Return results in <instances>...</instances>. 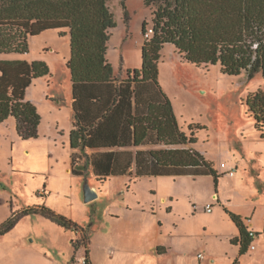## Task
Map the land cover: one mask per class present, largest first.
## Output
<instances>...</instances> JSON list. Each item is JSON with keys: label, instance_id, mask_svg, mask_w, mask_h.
<instances>
[{"label": "trees", "instance_id": "16d2710c", "mask_svg": "<svg viewBox=\"0 0 264 264\" xmlns=\"http://www.w3.org/2000/svg\"><path fill=\"white\" fill-rule=\"evenodd\" d=\"M143 2L150 8V19L142 26L141 67L128 69L124 77L113 74L106 57L107 43L117 24L108 0H0V54L26 53L28 37L43 31L69 34L70 145L82 151L86 147L121 148L85 154L97 177L134 172L136 177L212 175L217 179L218 172L202 153L193 147H175L195 143L194 129L201 126L189 124L190 135L181 130L171 100L158 80L161 50L171 44L180 58L197 66L219 64L224 74L244 72L252 78L260 73L264 78V0ZM149 23L152 33L147 37ZM49 73L41 60L0 58V123L13 117L21 139L37 138L40 124L36 106L25 99L26 90L34 79ZM246 106L254 128L264 139V86L249 93ZM148 144L162 147L139 148ZM80 158L72 153V173H80L75 168ZM226 212L239 230V236L231 241L240 245L243 254L252 237L238 214ZM28 214H41L72 230L74 248L84 244L88 256L86 229L44 204L25 207L9 217L0 225V234ZM79 232L85 234L76 237Z\"/></svg>", "mask_w": 264, "mask_h": 264}, {"label": "rangeland", "instance_id": "374dc122", "mask_svg": "<svg viewBox=\"0 0 264 264\" xmlns=\"http://www.w3.org/2000/svg\"><path fill=\"white\" fill-rule=\"evenodd\" d=\"M108 4L117 23L108 40L106 53L112 60L113 71H118L121 65V54L127 61L134 62L136 58L140 65L139 42L144 39L142 26L150 19V8L143 0H108ZM150 27L151 23L147 25V31ZM69 52L68 34L47 30L28 37L26 53L0 54L2 59L41 60L50 70L48 77L34 79L25 93V99L31 101L40 114L37 138H16L13 119L0 126V225L25 207L42 205L48 193L45 182L53 179L57 180L54 185L62 186L65 192L53 195L51 201L73 215L85 213L87 237L84 243L88 246L90 235L94 255L102 251L99 233L103 228L99 218L103 211L113 209L119 202H127L134 195L148 203L157 184L161 193L193 190L196 192L195 201L202 204L200 208L206 201L213 203L217 196L226 201L228 208L225 209L230 212L251 215L255 206L256 223L263 221L264 139L254 128L246 106L249 93L264 86L260 73L248 78L244 72L237 76L224 74L219 64L197 66L180 58L171 44H165L158 63L159 83L171 100L181 130L190 135L189 124L201 126L194 129L196 141L192 147L212 163L219 176L217 179L212 175L196 177L194 181L190 177H161L160 183L151 177H141L132 184L128 177L116 176L100 183L88 166L86 169L81 166L84 171L81 176L67 170L71 112L70 73L66 66ZM49 80L51 84H48ZM54 95H59L58 103L49 99ZM230 168L234 169L232 176L226 174ZM85 179L87 184L99 190L98 196L88 202L83 197ZM69 183H73L72 190H69ZM42 188L45 190L39 196L37 191ZM92 207H96L95 220L90 219ZM179 208L183 209V205ZM208 218L204 214L194 217V226L197 225L202 241L190 246L194 249L193 254L203 251V245H206L223 251L216 259L213 257L214 264H232L236 256L231 262L229 257L234 254L235 247L214 237L219 227L204 230ZM50 227L35 214L19 217L8 232L0 234V264H53L52 257L61 264H72L76 255L73 259L69 254L63 256L58 248L69 247L74 232L71 239L68 230L64 233L61 228V235H58ZM83 234L85 232H79L76 237ZM256 244V251L238 258L241 264H264V237ZM75 251L77 256L82 255L85 245L81 244ZM210 259L207 256V264H211ZM162 262L168 261H160V264Z\"/></svg>", "mask_w": 264, "mask_h": 264}, {"label": "crops", "instance_id": "0c3cea01", "mask_svg": "<svg viewBox=\"0 0 264 264\" xmlns=\"http://www.w3.org/2000/svg\"><path fill=\"white\" fill-rule=\"evenodd\" d=\"M113 30V29H112ZM69 36V34H68ZM70 39V37H69ZM143 39L140 40L139 44L142 45ZM70 56V52H69ZM107 56V54H106ZM108 61L113 66L112 60L107 56ZM135 62V63H134ZM127 61L124 58V55L121 54V65H119L118 71H113V74L116 76L124 77L128 69L140 68L142 63V58L140 65L135 61ZM114 70V69H113ZM50 75V73L48 74ZM45 76V77H48ZM43 77V78H45ZM36 80V79H35ZM51 80L48 81V84H51ZM162 88V86H161ZM163 90V88H162ZM164 91V90H163ZM165 92V91H164ZM167 95V94H166ZM168 96V95H167ZM46 97L45 99H47ZM43 99V101H45ZM51 101H55L58 103L59 95H54L52 98H49ZM70 129H69V168L68 171H71V156L72 153H78L81 155V158L76 163L75 168L80 172L78 174L72 173L73 175L81 176L84 174L81 166L84 169L87 166L90 168L92 174L96 178V181L103 183L106 179L110 177L116 176H126L129 178V182L132 184L136 180H139L141 177H151L160 183L161 177H171L176 179L178 177H190L193 179L196 177L208 176V175H142L136 177L134 172L132 174H122V175H108L103 178L97 177L92 170V165L85 157V154H91L95 151H104V150H118L121 148L113 147V148H85L83 151L80 148H72L70 145V130L72 129V88H71V80H70ZM173 107V106H172ZM174 111V109H173ZM175 113V112H174ZM8 119H13V131L15 133L16 138L21 139L16 132L15 128V119L13 117H8L4 122L0 123V126L4 124ZM59 123H57L58 125ZM180 126V125H179ZM39 128V127H38ZM181 128V126H180ZM33 139V138H30ZM23 140V139H22ZM27 140V139H24ZM162 145H145L139 148L142 149H150V148H160ZM175 147H192V144L186 145H177ZM132 151H135L137 147H128ZM57 180H46L45 187L48 190V193L45 195V199L43 204L47 207L53 209L55 212L65 215L70 218L75 223L80 226L85 227L86 217L85 213L77 215H73L71 212H68L66 209L63 210L59 205L55 204V201H51L53 195H61L63 192L62 186H55ZM84 181H87L86 179ZM176 181V180H174ZM192 181V180H191ZM163 182V181H162ZM71 183V182H70ZM69 183V190H72V184ZM93 190L96 191L97 196L99 194V190L97 187L89 185ZM38 190L37 194L43 192V189ZM64 188V185H63ZM45 190V189H44ZM196 192L193 190L184 191L182 193L178 192V190H169V192H160L159 184L155 187V191L152 193V198L149 199L148 203L142 202L134 196L132 198H128L127 202H119L118 205H115L113 209H109L103 211L100 216V223L102 226V232L99 233L101 241V253L93 254L92 248L90 246V235L88 238V257L91 264H160V261H168L162 262L163 264H207V256H210L211 264L215 263V259L218 254L223 251H219L215 248H208L206 245H203L205 248L201 252H197L196 255L193 254L192 247L195 242L202 241L201 235L197 230V225L194 226V217L199 216L200 214H204L209 218L204 222V230L208 228H215L216 226L220 228L219 231L215 232L213 235L218 239L219 242H224L226 245L230 247H235V252L232 256L229 257V260L234 258L232 264H241L238 260L239 257H244L250 251H256L258 249L256 243H260L263 240L264 234V218L261 223H256L254 214H255V206L254 210L251 212V215L237 213L231 211L235 214H238L246 229L252 230L255 232V235L250 239V243L247 247L245 253L240 254V245L233 244L232 239L239 236V230L236 224L232 221L228 212H226L225 208H228L226 201H224L221 197L217 196L215 201L211 203L210 201H206L204 207L200 208L201 203H197L195 201ZM40 200V199H39ZM38 201V200H37ZM182 202V203H180ZM211 203L212 208L211 211L206 210V204ZM38 204L39 201H38ZM183 205V209L179 208V206ZM195 208V209H194ZM96 212V207H92L90 213V219L95 220L94 214ZM36 216L41 218V221L44 223L51 225L50 229L58 235H61L60 229L62 228L65 232H70L69 236L72 239L73 231L69 229H64L63 227L55 224L54 221H49L44 216L39 214H35ZM264 216V211H263ZM49 221V222H48ZM88 229L90 228L87 226ZM75 234V233H74ZM73 240V239H72ZM69 245V247L62 249L58 248V251L61 255L65 256L69 254L73 259V256L76 255V249L73 246V243ZM205 241V240H203ZM251 245H254V248H251ZM192 252V253H191ZM76 253V254H75ZM203 253V260L201 261L198 258V254ZM226 255V253L224 252ZM75 256V257H76ZM215 259H214V258ZM53 264H61L60 262H56L52 257L50 259Z\"/></svg>", "mask_w": 264, "mask_h": 264}, {"label": "built area", "instance_id": "2783aa9c", "mask_svg": "<svg viewBox=\"0 0 264 264\" xmlns=\"http://www.w3.org/2000/svg\"><path fill=\"white\" fill-rule=\"evenodd\" d=\"M151 33H152V29L148 28V31L145 33V36L148 37V36H150ZM223 166H225V165L223 164ZM226 174L232 176L234 174V169H232V168L228 169L226 171ZM205 207H206V210L209 212V211H211L212 204L211 203H207ZM248 234H249L250 237H253L255 235V232L252 231V230H249ZM251 248H254V245H251ZM198 258L202 259L203 258V254L199 253L198 254ZM72 264H90L89 257L84 252L82 255L76 256L75 259L72 261Z\"/></svg>", "mask_w": 264, "mask_h": 264}, {"label": "water", "instance_id": "95a60500", "mask_svg": "<svg viewBox=\"0 0 264 264\" xmlns=\"http://www.w3.org/2000/svg\"><path fill=\"white\" fill-rule=\"evenodd\" d=\"M83 197H84V201L88 202L94 198L97 197V193L95 190H93L89 184H87V181H85V184L83 186Z\"/></svg>", "mask_w": 264, "mask_h": 264}]
</instances>
